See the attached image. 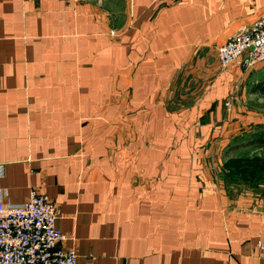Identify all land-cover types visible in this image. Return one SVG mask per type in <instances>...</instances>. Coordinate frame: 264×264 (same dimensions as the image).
I'll use <instances>...</instances> for the list:
<instances>
[{
  "label": "crops",
  "instance_id": "crops-1",
  "mask_svg": "<svg viewBox=\"0 0 264 264\" xmlns=\"http://www.w3.org/2000/svg\"><path fill=\"white\" fill-rule=\"evenodd\" d=\"M263 14L264 0H0V199L51 198L76 264H264V188L222 176V99L256 64L195 78Z\"/></svg>",
  "mask_w": 264,
  "mask_h": 264
},
{
  "label": "built area",
  "instance_id": "built-area-1",
  "mask_svg": "<svg viewBox=\"0 0 264 264\" xmlns=\"http://www.w3.org/2000/svg\"><path fill=\"white\" fill-rule=\"evenodd\" d=\"M215 57L221 70L264 62V14L239 26L217 46ZM224 107L230 109L228 100ZM56 217L55 202L35 188L21 202L0 199V264H76L73 248L60 246L66 236L56 227Z\"/></svg>",
  "mask_w": 264,
  "mask_h": 264
},
{
  "label": "rangeland",
  "instance_id": "rangeland-1",
  "mask_svg": "<svg viewBox=\"0 0 264 264\" xmlns=\"http://www.w3.org/2000/svg\"><path fill=\"white\" fill-rule=\"evenodd\" d=\"M226 72V69L221 70L214 63L212 53L207 54L202 64V68L198 69L196 76L201 75H218L221 72ZM264 72V62L256 64L254 67L246 70L245 72H238L235 75V79L231 82L225 97L222 99V105L224 107V101L228 100L230 103V109L226 110L228 113H232L230 116L231 125L233 129V136L227 139V145L239 146L237 150H233L231 153L244 154V155H261L264 153V147H256L254 145L247 144L252 139L257 138L260 132L264 129V94L251 93V86L257 82ZM239 74V75H238ZM210 79L206 78L205 82H201L198 86L204 88L209 85ZM188 86H197L196 81H190ZM197 98V93L186 95L184 103H188ZM238 144V145H237ZM223 148V150L226 148ZM231 154V155H232ZM230 184L234 188H240V186H247L251 188V192L261 188V184L252 186L251 184H245L242 182L231 181ZM231 185V186H232ZM262 190V188H261Z\"/></svg>",
  "mask_w": 264,
  "mask_h": 264
},
{
  "label": "trees",
  "instance_id": "trees-1",
  "mask_svg": "<svg viewBox=\"0 0 264 264\" xmlns=\"http://www.w3.org/2000/svg\"><path fill=\"white\" fill-rule=\"evenodd\" d=\"M251 93L264 94V72L260 79L251 88ZM247 144L256 147H264V129L257 138L252 139ZM238 145V144H237ZM239 146L228 145L223 150L222 156V176L228 181L242 182L257 186L262 184L264 188V153L261 155L232 154ZM232 154V155H231Z\"/></svg>",
  "mask_w": 264,
  "mask_h": 264
}]
</instances>
